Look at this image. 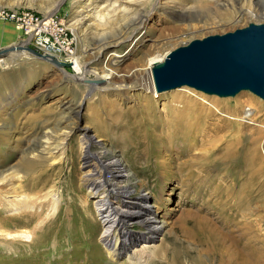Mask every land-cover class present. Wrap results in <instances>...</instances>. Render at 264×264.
Returning <instances> with one entry per match:
<instances>
[{
  "label": "rangeland",
  "instance_id": "rangeland-1",
  "mask_svg": "<svg viewBox=\"0 0 264 264\" xmlns=\"http://www.w3.org/2000/svg\"><path fill=\"white\" fill-rule=\"evenodd\" d=\"M109 2L111 8L105 9ZM160 2L159 10L147 6L150 10L140 29L129 37L122 30L125 33L120 38L117 35L133 2L0 0V13L27 9L40 17H51L55 24L59 22L66 28L81 64L91 63L93 71L111 68L116 76L113 82L129 87L123 91L95 90L87 95L84 78L94 79L95 74L87 76L85 72L81 74L84 78L72 80L65 74L74 75L69 67L34 56H18L23 48L8 47L26 42V47L36 49L15 21L0 15V171L16 173V180L11 182L19 185L20 194L31 197L36 212L33 217L44 220L33 243L18 241L10 253L0 247V264H130L124 255L128 247L143 242L139 239L142 230L136 225L128 227L125 239L110 251L112 255L99 239L102 225L94 205L99 195L90 193L86 185L88 167L79 154L77 128L67 139L71 148L63 159L27 154L44 130L55 135L69 125L89 126L87 132L94 140L101 139L123 153L130 170L144 185H138L125 202L147 198L155 202L152 212L166 220L160 239L153 242L162 248L145 253V264H198V260L204 264H264V101L246 90L219 96L193 88L198 95H206L205 108L217 104L231 116H242L245 107H251V118L261 126L243 122L245 133L238 136L234 120L210 109L208 116L195 119L191 125L197 128L191 140L184 136L185 130L175 134L183 121L177 113L181 109L178 105H182L178 95L185 94L181 87L161 91L156 97L133 87L136 69L141 70L142 79L145 77L143 64L149 54L160 58L194 38L229 32L249 23L264 24V0H242L244 13L228 9V15H217L206 23L194 19L190 27L171 17L175 11L172 2ZM90 29L101 38L105 36L107 43L97 55L91 49L96 43L90 40ZM78 103V111L66 108ZM156 135L158 141L153 144L157 146L172 135L169 147H161L157 153H140L135 148L141 139ZM252 152L255 159L251 164ZM184 161H190L188 172L178 167ZM1 211L6 217H27V211L10 214L6 206ZM195 217L211 220L214 245L210 253L195 243Z\"/></svg>",
  "mask_w": 264,
  "mask_h": 264
},
{
  "label": "bare ground",
  "instance_id": "bare-ground-1",
  "mask_svg": "<svg viewBox=\"0 0 264 264\" xmlns=\"http://www.w3.org/2000/svg\"><path fill=\"white\" fill-rule=\"evenodd\" d=\"M175 1L176 0H169V2H172L171 6L175 8L171 17L180 22H186L187 27L192 25L191 21L194 19L202 20L201 22L206 23L208 20L213 19L217 15L226 16L229 14L228 11H230L228 9H231V12L235 14L244 13L242 12L241 6L242 0H193L192 2L185 0ZM126 2L128 4L133 2L131 4L133 7L131 6V8H129L130 15H126L124 22L122 21L123 24L121 25L119 36L116 34L117 37L124 35L125 32H127L126 35L129 37L132 32L140 29L143 25L148 9L153 5L155 10H159L161 9L162 4L160 0H126ZM57 4L58 1L53 4L51 11H53L54 8L56 9ZM148 5L149 8L147 9ZM111 6V3L109 2V4L105 5V9H108V7L111 8ZM79 20H76L75 22L78 24ZM77 24H75L76 28ZM122 30H125V32H122ZM89 33L90 36H92L90 38L91 42L96 43L91 49H94L97 55L107 46V43L103 39L105 36L101 38L102 35L98 32H94L93 29H90ZM95 33L97 34L95 35ZM26 41H28V38ZM25 45L26 42H23L21 43V46H19L23 49L18 52V56L23 55L32 57L33 55L25 49ZM16 46L8 47V49H14ZM8 49L5 48V50ZM46 53H48L49 56H56L49 51ZM163 57L165 56L162 55L158 58L156 55H147L143 64L145 65L143 73L145 77L142 79L141 70L136 69L135 73L137 74L135 75V78H137V80L134 81L133 87L144 90L145 92H150L152 93V97H156V94L161 91L157 92L155 90L151 69L152 67L159 65L163 61ZM69 58L70 60H58L69 63L68 67L74 71V75L67 74L66 72L65 74L72 80H80V77H82L81 74L85 72L87 73V76L89 73L96 75L94 79L82 77L86 81L85 86L88 87L87 95L95 90L123 91L129 88L128 86H125V84H116L113 82L116 76L111 68L108 70L93 71V68H91L93 65L91 63L88 65V62L81 64L75 53H73ZM47 60L50 61V59ZM179 87H181L179 90L184 91L185 94L178 95V97H180L178 102L182 105H178L179 109H181L180 111L178 110L177 113L182 115L184 123H182L183 121L180 122L179 125H182V127H179L177 131H175V134L180 130H185L186 133L184 136L192 140L193 136L191 135L193 132H197V128L192 127L191 125L194 124L195 119L202 116H208L207 110L210 109L219 113L221 117L223 116L234 120L238 136H243L245 133L242 129L243 122H248L257 127L261 126V124L255 122L251 118V107H245V112L241 114L242 116H231L228 111H223L217 104L211 105L209 108H205L204 104L207 102L206 95H198L196 91L192 90L193 87L189 86V88L186 84H182L178 86V88ZM79 105L80 103L73 106L69 104L66 108H70V110L77 109L78 111ZM186 127L192 128L188 129ZM76 128L78 129L79 137V154L82 155L83 164L88 167V170L84 173L87 188L90 193H96L99 195L96 199H94L96 216L99 217L102 225L99 239L102 240L108 254L112 255L114 252L110 251L119 240L123 239V237L125 239L128 227L130 225L138 226L139 229L142 230L140 232L142 235L139 239H142L143 242H141L138 247H128V252L124 255H126L130 264H145L147 260L145 258V253H152L153 251H157L162 248V244H153V242L160 239L159 234L162 232V229L166 224V220L162 214L152 212L155 202L153 203L147 198L146 200L138 199V201L134 202L140 203L138 205H134L131 201L127 203L125 202L130 199L131 195L136 193L135 190L139 189L138 185L141 187L144 185L143 182L138 180L137 176L130 170V167L124 159L123 153L116 152L110 144L101 142V139L94 140L92 135L87 132L89 126L75 125L70 127L69 125L61 130L60 133H56L55 135H49V132L52 130H44L45 133L42 134L43 137H39L40 139L37 140V143L27 149V154L34 158L50 157V159H63L67 151L71 148L67 139L70 135H72ZM137 135L138 134H136V136ZM157 136L158 135L149 136L146 141H142L141 139V142L138 141L136 143L135 148L138 149L140 153H144L145 151L150 152V150L157 153L160 151L161 147H169V139L170 137L173 138L172 135L166 136L168 139H165V142H162L161 146L153 144L154 141H158ZM191 140L189 141L191 142ZM254 155L255 153L252 152V155L249 158L251 164L255 159ZM188 166H190V161H184L178 165V167H182L187 172L189 171ZM122 171L125 173L121 175ZM16 178V173L14 172L5 174L3 171H0V195L2 197V200H0V247L5 248L4 250L6 253H10L11 250L16 249L15 246L18 245V241H27L29 244L33 243L32 238L36 235V233H41L44 221L42 219H38V217H33L36 212L34 211L32 199H30L31 197L19 193V185L16 182H11L12 180H16ZM144 189L146 188L144 187ZM144 191L147 192V189ZM48 195L50 197L54 196V194H49V192ZM4 206L9 208L10 214H17V212L21 210L27 211V217H23L25 219L16 215H12V217H8V215L6 217V215H2L3 212L1 211V207ZM186 218L188 219L190 217H185L184 220ZM150 220H154L155 222L153 224H149ZM193 220L194 224L192 231L195 233V243L201 247V250L210 253L214 245V234L211 220L203 217H195ZM11 226L15 228L11 230ZM19 246H21V244ZM197 263L204 264L201 260H198Z\"/></svg>",
  "mask_w": 264,
  "mask_h": 264
},
{
  "label": "water",
  "instance_id": "water-1",
  "mask_svg": "<svg viewBox=\"0 0 264 264\" xmlns=\"http://www.w3.org/2000/svg\"><path fill=\"white\" fill-rule=\"evenodd\" d=\"M25 49L54 65H69L33 48ZM151 73L157 92L186 84L217 95L246 90L264 101V24L249 23L229 32L191 39L166 53Z\"/></svg>",
  "mask_w": 264,
  "mask_h": 264
},
{
  "label": "built area",
  "instance_id": "built-area-1",
  "mask_svg": "<svg viewBox=\"0 0 264 264\" xmlns=\"http://www.w3.org/2000/svg\"><path fill=\"white\" fill-rule=\"evenodd\" d=\"M0 15L15 21L37 51L43 54L49 51L60 60H70L72 44L66 28L59 22L55 24L51 17H40L27 9L1 11Z\"/></svg>",
  "mask_w": 264,
  "mask_h": 264
}]
</instances>
